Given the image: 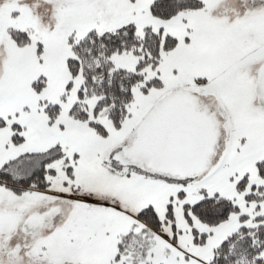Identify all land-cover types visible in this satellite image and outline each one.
<instances>
[{"label": "snow or ice", "instance_id": "snow-or-ice-1", "mask_svg": "<svg viewBox=\"0 0 264 264\" xmlns=\"http://www.w3.org/2000/svg\"><path fill=\"white\" fill-rule=\"evenodd\" d=\"M0 264H264V0H0Z\"/></svg>", "mask_w": 264, "mask_h": 264}]
</instances>
